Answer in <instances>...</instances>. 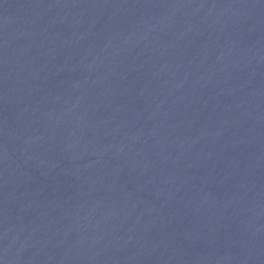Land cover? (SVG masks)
Instances as JSON below:
<instances>
[{"label":"water","instance_id":"obj_1","mask_svg":"<svg viewBox=\"0 0 264 264\" xmlns=\"http://www.w3.org/2000/svg\"><path fill=\"white\" fill-rule=\"evenodd\" d=\"M0 264H264V0H0Z\"/></svg>","mask_w":264,"mask_h":264}]
</instances>
